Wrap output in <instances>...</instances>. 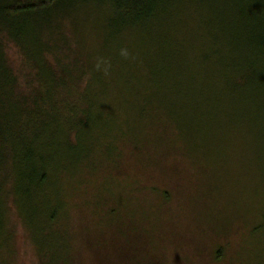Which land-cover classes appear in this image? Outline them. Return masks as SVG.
Here are the masks:
<instances>
[{
    "label": "rangeland",
    "instance_id": "1",
    "mask_svg": "<svg viewBox=\"0 0 264 264\" xmlns=\"http://www.w3.org/2000/svg\"><path fill=\"white\" fill-rule=\"evenodd\" d=\"M176 4L166 16L175 25L156 28L151 45L109 36L96 11L81 21L79 51L93 65L109 58L111 73L92 80L94 122L80 143L70 147L55 119L45 127L44 184L23 159L10 167L0 264H264V90L255 77L237 90L219 77L236 59L249 74L264 61L231 0ZM124 47L134 59L119 55ZM6 52L20 92L34 94L37 79L9 39ZM128 63L151 64L154 90L124 91Z\"/></svg>",
    "mask_w": 264,
    "mask_h": 264
},
{
    "label": "trees",
    "instance_id": "2",
    "mask_svg": "<svg viewBox=\"0 0 264 264\" xmlns=\"http://www.w3.org/2000/svg\"><path fill=\"white\" fill-rule=\"evenodd\" d=\"M231 1L237 14L234 24L247 36L245 42L255 46L257 53L253 54L264 61V0ZM177 6L176 0H0V200L4 182L12 177L10 167L14 168L17 159L32 163L31 167L25 162L21 165L30 169L35 184L42 185L48 179L44 149L40 147L43 131L52 120L58 122L61 132L67 131L70 147L80 143L88 124L94 122L89 115L93 106L86 99L95 95L90 85L99 74L88 60L89 54L79 51L80 43L75 38L81 21L96 11L105 17L109 36L142 34L151 45L156 42V28L168 22H172L171 27L175 25L166 16L176 15ZM66 21L72 27L68 34ZM8 39L18 46L25 67L37 79L32 95L20 92L18 75L7 57ZM124 65L121 67L128 77L125 92L131 87L140 93L149 92L158 85V73L150 63ZM241 66L236 59L234 68L219 77L236 90L249 80L247 77H255L259 81L256 89L264 90V65L253 69V74L248 73V65L247 69Z\"/></svg>",
    "mask_w": 264,
    "mask_h": 264
},
{
    "label": "clouds",
    "instance_id": "3",
    "mask_svg": "<svg viewBox=\"0 0 264 264\" xmlns=\"http://www.w3.org/2000/svg\"><path fill=\"white\" fill-rule=\"evenodd\" d=\"M119 55L125 60L130 58L134 59L126 47L119 50ZM111 67V60L109 58L103 56H97L95 58V63L93 65L94 71L102 73L105 77H107L111 73Z\"/></svg>",
    "mask_w": 264,
    "mask_h": 264
}]
</instances>
